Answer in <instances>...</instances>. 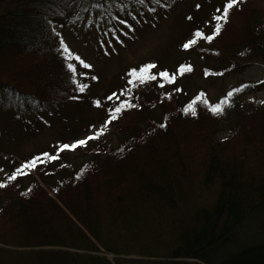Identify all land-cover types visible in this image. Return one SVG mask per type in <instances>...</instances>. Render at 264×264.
<instances>
[{
	"label": "trees",
	"instance_id": "1",
	"mask_svg": "<svg viewBox=\"0 0 264 264\" xmlns=\"http://www.w3.org/2000/svg\"><path fill=\"white\" fill-rule=\"evenodd\" d=\"M77 1L0 0V94L39 108L83 99L80 58L47 20L58 4ZM91 1L108 7V0ZM227 2L189 29L201 34L192 49L226 68L261 67L260 82L241 88L258 91L264 0H238L217 34L215 18ZM160 60L156 69L131 67L109 91L94 93L101 120L118 131L115 145L88 143L75 164L74 152L61 150L63 139L35 153L30 170L17 168L15 180L0 177V243L9 247L0 246V264H215L209 254L264 202V102H243L241 89L216 104L184 99L176 77L193 66L176 60L173 69ZM216 106L224 110L214 114ZM223 127L228 136L219 138ZM218 264H264V242Z\"/></svg>",
	"mask_w": 264,
	"mask_h": 264
},
{
	"label": "rangeland",
	"instance_id": "2",
	"mask_svg": "<svg viewBox=\"0 0 264 264\" xmlns=\"http://www.w3.org/2000/svg\"><path fill=\"white\" fill-rule=\"evenodd\" d=\"M219 2L221 0H147L146 3L139 0H108L107 9L97 7L91 0H78L69 8L58 4L54 15L47 20L68 49L75 53L72 55L80 58L79 65L85 72L80 75L82 84L86 86L83 99L59 109L51 106L39 108L33 102H18L0 94V177L7 175L9 179L17 168L30 170L23 166L34 158L35 153L42 151L43 154L49 146L59 145L58 142L63 139L70 146L87 140L85 145L69 148L74 152L70 160L75 164L86 157L77 152L88 143L100 141L115 145L118 131L112 129L107 121L101 120L98 107L94 105L97 104L94 93L100 96L105 90L109 91L125 70L138 67L143 62L154 65L161 59L173 69L176 60L190 63L193 68L189 73L176 77L180 95L189 101L200 96L210 104H216L227 98L229 92L234 94L248 85L252 88L256 86L263 77L261 67L248 66L242 70L226 68V63L205 61L192 49L199 36L189 34V29ZM176 38H183L189 47H177ZM192 41L195 43H190ZM88 87H93V93L87 91ZM251 89L244 93L243 89L240 90L242 101L264 102V87L258 91ZM158 114L156 111L154 115ZM85 127L86 130L80 133ZM76 136L82 139L74 141ZM90 136L96 138L88 140ZM227 136V127H223L219 138ZM8 164L14 170H9ZM260 242H264V202L248 214L234 230L230 240L215 247L209 257L218 264ZM0 246L9 248L2 243ZM105 255L109 258L113 256L106 252Z\"/></svg>",
	"mask_w": 264,
	"mask_h": 264
},
{
	"label": "snow or ice",
	"instance_id": "3",
	"mask_svg": "<svg viewBox=\"0 0 264 264\" xmlns=\"http://www.w3.org/2000/svg\"><path fill=\"white\" fill-rule=\"evenodd\" d=\"M237 3H238V0H228V2L226 3V5H225L224 8H223V14H222L221 16H217V17L215 18L216 21H217V23H216V25H215V32H216L217 34L220 32V29H221V23H219V22H220V21H227V19H228V17H229L230 10H232V9L237 5ZM122 23H125V22H122ZM126 27H129V30H131V27L128 26L127 24H126ZM196 35H197V36H200L201 34H200L199 32H197ZM213 38H214V37H213L212 35L207 36V39H208L209 41H211ZM117 42H118V43H122V41H119V40H117ZM190 43H195V41H192V42H190ZM184 47H185V48H188V47H189V44H185ZM65 50H66V49H65ZM153 67H155V66L149 64V65H146V66H145V69H142V70L150 69V68H153ZM161 75L163 76V75H166V74H165V73H161ZM153 78H155V77H153ZM80 91H81V92L84 91V88L81 87V88H80ZM232 95H233L232 92H229V93H228V96H229V97H231ZM109 99H111V97H110ZM222 103H223V104H227L228 101L225 100V101H223ZM223 110H224V109H223L221 106H216V107H214V108L211 109V111H212L214 114H220ZM115 111H116V112H120L121 109L118 107V108H116ZM113 119H115V117H113ZM95 138H96V137H92V136H90V137H88L87 139H88V140H92V139H95ZM86 143H87V140H80V141H78L77 143L72 144L71 146L68 145V144H64V145L61 146V150H62V149H68V148H70V147H71L72 149H75V148H77L78 146L85 145ZM44 155L47 156L48 154L45 153ZM57 158H58V154L49 157L50 160H55V159H57ZM35 164H36V159H33L31 162H29V164H25L23 167H25V168L30 167V166L34 167ZM20 171H21V169H17V172H20ZM10 179L15 180V179H16V176H15V175H12V176L10 177ZM0 186H3V185H0Z\"/></svg>",
	"mask_w": 264,
	"mask_h": 264
}]
</instances>
